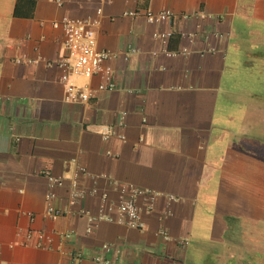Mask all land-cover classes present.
<instances>
[{"label": "crops", "instance_id": "crops-1", "mask_svg": "<svg viewBox=\"0 0 264 264\" xmlns=\"http://www.w3.org/2000/svg\"><path fill=\"white\" fill-rule=\"evenodd\" d=\"M166 8L171 21L143 16ZM64 14L97 18V46L115 53L116 88L87 103L64 100L54 64ZM261 105L264 0H0V264H264ZM104 124L124 138L103 139ZM77 165L98 193L69 205ZM46 171L64 177L53 203L70 212L55 220L43 216ZM127 183L155 193L150 210L137 199L144 227L87 231L79 210L96 216L100 193L117 203ZM37 230L48 248L34 246Z\"/></svg>", "mask_w": 264, "mask_h": 264}, {"label": "built area", "instance_id": "built-area-1", "mask_svg": "<svg viewBox=\"0 0 264 264\" xmlns=\"http://www.w3.org/2000/svg\"><path fill=\"white\" fill-rule=\"evenodd\" d=\"M59 4L61 0H56ZM100 12V9H98ZM130 14H138V12H130ZM146 21L157 23L162 21H171L174 18V13L166 8L159 11L146 10L143 13ZM98 25L97 18L91 17H75L70 15H62L52 22V26L59 28L62 32V54L57 57L54 64L60 69L59 80L63 85L64 100L71 103H87L101 91H111L116 88L114 72L110 61L115 57V53L107 48H99L95 35V26ZM163 42L172 35L171 30L158 31L154 34ZM131 51L134 47H129ZM167 55L174 54L165 50ZM93 78L98 79L95 84L91 83ZM124 111L118 114V125H123ZM99 133L103 139H108L116 136L120 139L124 135L116 132L109 125H101ZM80 175H89L87 169L83 165H77L70 179L68 190V204L74 205L79 200L83 199L88 194H96L98 190L95 186L83 187L78 183ZM47 179L48 191L46 193V207L43 211V216L55 220L58 217L68 214V208L58 207L53 203L56 196L55 189L64 183V177L54 175L48 171L45 172ZM138 197L144 198L146 201V209L152 208V202L155 193L147 189L140 188L131 183L119 186V195L117 203L108 202V193L103 191L100 193L101 206L99 213L96 216L91 215L85 209H80L79 212L87 218V231L95 221L106 220L115 221L130 228L142 229L144 220L141 216L139 206L137 204ZM108 202V203H107ZM113 212V213H112ZM159 234L164 239H170V236L163 229L159 230ZM32 234L28 232L26 239H30ZM70 236L69 232L61 233L62 239H67ZM34 246L37 248H48V243L51 241V236L41 230L35 232ZM186 240L180 239L179 243L183 247L186 245ZM103 250H108L107 243L102 244ZM80 257V254H77ZM92 259L97 264H111L108 258L101 255H95Z\"/></svg>", "mask_w": 264, "mask_h": 264}, {"label": "rangeland", "instance_id": "rangeland-1", "mask_svg": "<svg viewBox=\"0 0 264 264\" xmlns=\"http://www.w3.org/2000/svg\"><path fill=\"white\" fill-rule=\"evenodd\" d=\"M260 109H264V106L261 105ZM259 112H260V114H259ZM259 112H258L259 118L255 122V124L252 128V132H254V134L257 135L255 138V140L257 142L262 141V146H260L261 150H259L260 151L259 154H262L264 156V117H263V115H261L263 113V111L259 110ZM259 115H261V116H259Z\"/></svg>", "mask_w": 264, "mask_h": 264}]
</instances>
